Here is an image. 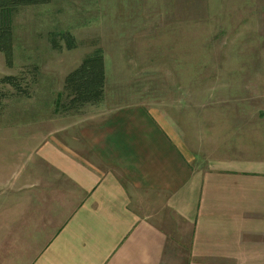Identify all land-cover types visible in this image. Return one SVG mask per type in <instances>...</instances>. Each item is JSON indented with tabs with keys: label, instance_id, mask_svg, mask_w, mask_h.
Segmentation results:
<instances>
[{
	"label": "crops",
	"instance_id": "crops-1",
	"mask_svg": "<svg viewBox=\"0 0 264 264\" xmlns=\"http://www.w3.org/2000/svg\"><path fill=\"white\" fill-rule=\"evenodd\" d=\"M159 111L37 132L30 159L24 134L0 166V264H264V151L208 154Z\"/></svg>",
	"mask_w": 264,
	"mask_h": 264
},
{
	"label": "rangeland",
	"instance_id": "rangeland-1",
	"mask_svg": "<svg viewBox=\"0 0 264 264\" xmlns=\"http://www.w3.org/2000/svg\"><path fill=\"white\" fill-rule=\"evenodd\" d=\"M11 25L0 80L17 77L20 89L0 84V166L18 164L24 134L30 159L35 133H66L72 120L135 104L171 117L207 153L240 161L264 151V0H51L16 8ZM95 50L103 102L59 109L64 78Z\"/></svg>",
	"mask_w": 264,
	"mask_h": 264
},
{
	"label": "trees",
	"instance_id": "trees-1",
	"mask_svg": "<svg viewBox=\"0 0 264 264\" xmlns=\"http://www.w3.org/2000/svg\"><path fill=\"white\" fill-rule=\"evenodd\" d=\"M51 0H0V52L5 55L10 66L12 57V25L11 17L18 7L47 4ZM59 37L66 42V48L75 47L74 39L69 33L60 34ZM53 48H58L56 41L52 40ZM105 63L102 52L95 50L87 55L81 63L69 72L64 78L63 93L59 109L65 112H77L80 109L96 105L103 101L105 92ZM0 84L12 86L19 91V78L5 77Z\"/></svg>",
	"mask_w": 264,
	"mask_h": 264
}]
</instances>
